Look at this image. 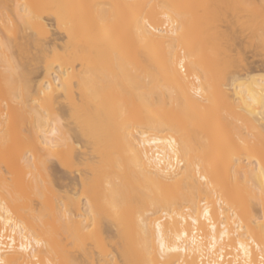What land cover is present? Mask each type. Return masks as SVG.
I'll use <instances>...</instances> for the list:
<instances>
[{"label":"bare ground","instance_id":"6f19581e","mask_svg":"<svg viewBox=\"0 0 264 264\" xmlns=\"http://www.w3.org/2000/svg\"><path fill=\"white\" fill-rule=\"evenodd\" d=\"M0 264H264V0H0Z\"/></svg>","mask_w":264,"mask_h":264},{"label":"rangeland","instance_id":"374dc122","mask_svg":"<svg viewBox=\"0 0 264 264\" xmlns=\"http://www.w3.org/2000/svg\"><path fill=\"white\" fill-rule=\"evenodd\" d=\"M52 32H53V37H57L55 35L56 32H55L54 28H52ZM248 56L250 57L249 54H248ZM255 60L256 59H253V60L251 59L250 62L255 61ZM30 64H31V68L33 65H35L34 62H30ZM254 66H257L258 71H259V69L262 68L260 63H257L255 65H250V67H254ZM37 67H39V66L35 65L32 68V69H34V74L32 75V78L34 81H36L37 77L40 74V68H37ZM58 167H60V165L58 163H56L55 161H53L52 164L50 165V168H49L48 180L51 181L52 186L54 185L53 187L60 192L65 189L64 188L65 185L67 186L68 190H72L73 188L77 189L78 185H79V176L81 174H83V168L80 167L78 171H76V172L74 171L71 174L65 173L66 174L65 175L64 171L62 169L60 170L61 167L60 168H58ZM78 174H79V176H78ZM106 235H108V234H106Z\"/></svg>","mask_w":264,"mask_h":264}]
</instances>
